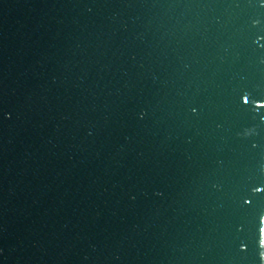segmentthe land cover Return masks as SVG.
<instances>
[{"label": "water", "instance_id": "water-1", "mask_svg": "<svg viewBox=\"0 0 264 264\" xmlns=\"http://www.w3.org/2000/svg\"><path fill=\"white\" fill-rule=\"evenodd\" d=\"M0 264H264V0H0Z\"/></svg>", "mask_w": 264, "mask_h": 264}]
</instances>
